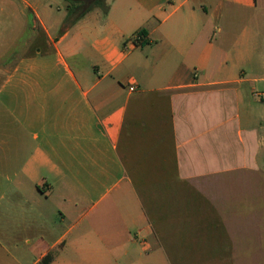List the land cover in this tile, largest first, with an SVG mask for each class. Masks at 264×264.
<instances>
[{"label":"crops","instance_id":"1","mask_svg":"<svg viewBox=\"0 0 264 264\" xmlns=\"http://www.w3.org/2000/svg\"><path fill=\"white\" fill-rule=\"evenodd\" d=\"M106 4L0 0V264H264V0Z\"/></svg>","mask_w":264,"mask_h":264},{"label":"trees","instance_id":"2","mask_svg":"<svg viewBox=\"0 0 264 264\" xmlns=\"http://www.w3.org/2000/svg\"><path fill=\"white\" fill-rule=\"evenodd\" d=\"M67 2V12L63 20L64 27L73 25L76 21L82 18L87 12L93 9H99L103 14L108 11L106 0H65ZM145 30L140 29L134 37L136 44L143 45ZM136 37H138L136 39ZM51 256L47 255L42 259L40 264H49Z\"/></svg>","mask_w":264,"mask_h":264},{"label":"built area","instance_id":"3","mask_svg":"<svg viewBox=\"0 0 264 264\" xmlns=\"http://www.w3.org/2000/svg\"><path fill=\"white\" fill-rule=\"evenodd\" d=\"M138 37H136V39H137Z\"/></svg>","mask_w":264,"mask_h":264}]
</instances>
